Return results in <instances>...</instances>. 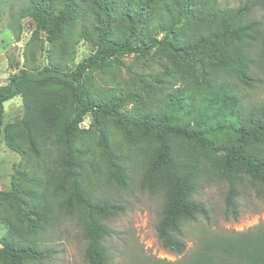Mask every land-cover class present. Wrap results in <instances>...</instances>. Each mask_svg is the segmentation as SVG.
Returning <instances> with one entry per match:
<instances>
[{
  "label": "trees",
  "instance_id": "obj_1",
  "mask_svg": "<svg viewBox=\"0 0 264 264\" xmlns=\"http://www.w3.org/2000/svg\"><path fill=\"white\" fill-rule=\"evenodd\" d=\"M84 1L26 0L21 11L35 17L54 40L66 23L64 19L54 23L55 9L73 16ZM90 1L105 18L106 28L102 27L100 38L117 29L116 24L119 32L108 40L104 36L100 48L74 68L53 61L41 69L23 70L13 75L7 85L0 86V141L4 134L5 142L14 151L28 150L37 159L55 153L61 158L65 155L61 146L71 147L88 115L96 120L111 116L120 123L126 121L112 107L93 101L90 94L94 89L93 73L103 72V65L116 57L133 52L150 55L160 45L174 48L182 31L191 33L184 42L193 51L229 38L237 39L225 57L235 76L247 87H254L257 82L253 71L264 68V0H243L237 8H225L216 0ZM153 32L165 33L164 39L151 36ZM68 42L65 38L53 49L55 57L68 53ZM49 95L67 99V106L49 101ZM16 96L24 100L26 117L5 125L3 104ZM171 101L180 106L177 122L169 116L157 115V111L150 117L151 110L140 121L155 135L156 141L139 153V186L162 200L156 226L162 247L183 254L185 224L208 217L206 205L198 199L203 181L210 179L227 188L224 197L227 220H239L240 200H245L248 191L264 203V102L248 103L229 83L211 85L204 93L179 89ZM217 107H225L228 117L236 118L232 128L236 139L226 142L211 139L207 136L209 131L203 132L208 127L203 123L196 128L191 124L183 128L179 123L190 118L205 122ZM182 138L204 154L191 147L184 150L178 143ZM67 163L74 179L69 194L64 193L59 182L52 183L34 204L16 206V221H8L9 229L0 239V264H45L52 260L56 251L47 248L45 235L59 215L78 217L82 223L87 264L111 263L106 244L111 236L108 222L126 207L109 197H95L77 179L75 164L71 160ZM12 196L16 197L15 193ZM178 264H264V223L231 235L206 237L190 260Z\"/></svg>",
  "mask_w": 264,
  "mask_h": 264
},
{
  "label": "rangeland",
  "instance_id": "obj_2",
  "mask_svg": "<svg viewBox=\"0 0 264 264\" xmlns=\"http://www.w3.org/2000/svg\"><path fill=\"white\" fill-rule=\"evenodd\" d=\"M25 1L0 0V86L7 85L13 75L23 70L41 69L53 61L74 68L92 56L105 38L108 40L119 32L116 24L117 29L100 38L102 27L106 28L104 15L90 0H85L73 16L55 9L54 23L61 19L66 23L57 37L51 40L48 29L42 28L35 17L22 13ZM216 1L225 8H237L244 3L243 0ZM262 14L264 16V10ZM190 34L182 31L178 35L179 39L174 42V48L178 49L173 45H160L150 55L133 52L113 58L103 65V72H94V89L90 93L93 101L112 107L126 121L120 123L111 116L96 120L88 115L79 126L71 147L61 146L65 150L61 158L55 153L37 159L28 150L22 153L14 151L2 134L0 239L9 229L8 221H16L17 207L34 204L52 183L59 182L64 193L69 194L74 179L69 174L67 160L75 164L77 179L95 197H109L126 207L123 213L108 222L111 236L106 244L111 254L110 264H178L190 260L206 237L231 235L264 223V203L257 200L251 191L245 194V200H240L239 220H227L224 204L227 188L207 179L199 187L198 199L206 205L208 217H199L185 224L183 240L186 251L174 254L165 250L158 240L156 226L162 200L139 186V153L155 145L156 141L155 135L140 122L144 115L151 110L149 116L152 117L157 111V115L169 116L177 122L180 106L171 99L179 89L204 93L209 86L220 83H229L238 89L248 103L264 102V68L253 71L257 82L254 87H247L228 66L225 55L233 49L237 39L229 38L193 51L184 42ZM151 36L163 40L165 33L153 32ZM65 38L69 40L68 53L55 57L53 49ZM121 38L125 39L123 32ZM48 100H56L64 106L68 104L67 99L54 95H49ZM3 109L5 125L20 121L27 114L22 96L5 102ZM228 112L225 107H217L205 122L200 118L198 121L190 118L179 123L183 128L187 124L196 128L197 124L203 123L208 127L202 130L210 132L207 134L209 138L231 141L236 139L232 130L236 118L228 117ZM178 143L184 150L191 147L204 154L188 140L178 139ZM12 193L16 197L13 198ZM45 245L56 251L55 257L45 264H87V243L78 217L59 215L53 228L45 235Z\"/></svg>",
  "mask_w": 264,
  "mask_h": 264
}]
</instances>
